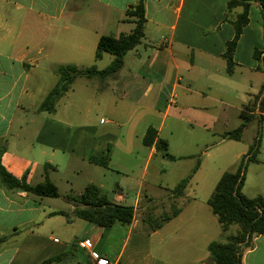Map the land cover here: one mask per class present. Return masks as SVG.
Instances as JSON below:
<instances>
[{"label":"crops","instance_id":"0c3cea01","mask_svg":"<svg viewBox=\"0 0 264 264\" xmlns=\"http://www.w3.org/2000/svg\"><path fill=\"white\" fill-rule=\"evenodd\" d=\"M228 1L145 0L144 37L124 56L122 68L105 79L76 78L54 111L46 113L40 112L39 106L54 85L36 100L43 88L33 80L38 79L37 67L88 68L101 36L118 37L132 30L126 11L137 0H0L1 165L15 177L27 173L29 183L35 176L33 169H42L45 176L49 171L66 169L68 162L89 163L90 155L108 158V168H102L106 172H125L128 167L124 160L113 161L121 147L124 158L133 155V146L147 149L142 158L143 171L156 156L164 163L181 161L184 157L179 155H171L174 160L163 157L156 151L155 141L150 147L142 144L149 128L161 139L169 114L173 126L169 138L198 136L207 140L211 133L212 138L217 135L226 140L223 135L231 126L240 125L243 106L251 104L264 85V75L253 57L254 49L262 45L264 21L260 4L253 0H248V24L237 42L235 66L229 75L238 80L224 76L226 61L222 55L234 36L231 21L241 12L238 7L228 13ZM34 107L39 111L40 127L33 143L22 149L29 150L34 157L31 161L25 154L23 159L12 151L8 136L15 113ZM93 111L109 113L113 119L102 124L101 118L96 123L91 117ZM23 118L19 115L20 129L26 122ZM106 123L110 126H103ZM178 128L185 134L178 133ZM45 164L49 167L44 168ZM255 164L262 162L258 159ZM155 169L157 173L164 171L161 166ZM190 170L169 189L170 209L175 206L178 214L153 230L144 221V213L157 201L140 193L131 206L134 216L129 225L101 228L79 219L67 223L62 216H50L61 210H45L42 198L7 190L0 183V264H41L62 254L66 256L54 264H90L88 251L77 246L83 241H89L92 251L111 264H214L208 245L224 242L225 238L207 200L224 172L205 182L209 195L200 202L193 197L190 185L200 170L199 163ZM189 176L183 195L174 200L172 190ZM88 184L94 185L92 180ZM95 186L101 191L103 184ZM117 189L111 201L121 204L125 193L120 185ZM242 193L248 198H264L262 192L250 196ZM68 203L70 213L74 207ZM53 217L60 218L59 228L64 232L61 239L33 229L40 218L49 221ZM72 226L79 228L78 234ZM236 230L237 226H231L226 234ZM78 252L79 257L69 262L68 258ZM241 264H264V236L254 237L250 247L242 249Z\"/></svg>","mask_w":264,"mask_h":264},{"label":"trees","instance_id":"16d2710c","mask_svg":"<svg viewBox=\"0 0 264 264\" xmlns=\"http://www.w3.org/2000/svg\"><path fill=\"white\" fill-rule=\"evenodd\" d=\"M260 4L264 12V0H253ZM145 0H137L136 4L126 11V19L133 23L132 30L127 34H120L118 37L103 35L98 39L95 59L100 60L104 53L113 57L112 62L102 70L95 66L80 69L74 65H59L54 73L57 82L48 92L40 103L39 111L52 113L58 100L71 88L78 77L105 79L113 77L123 65L124 56L132 51L141 43L144 37L145 19ZM241 8V12L231 21L234 30L233 38L227 42L226 50L222 57L226 61V72L228 75L233 73V55L237 42L242 34L243 28L248 24V11L250 2L248 0H229L227 2V12ZM260 53L254 50V59H259ZM257 112V114H255ZM240 117V125L232 131L226 132L223 137L228 140L239 141L246 126L253 120L262 122L264 120V85L260 92L254 96L251 104L244 105ZM157 133L149 128L143 139L142 144L146 147L152 146L155 141V148L163 157L168 160L175 158L167 153V142L157 139ZM259 140H255L249 147L248 152L243 155L233 172H224L212 194L207 200L212 213L217 217L220 224L224 242H211L208 251L214 264H241V251L251 245L252 239L256 236H264V198L256 196L246 197L242 192L244 184L245 170L248 163H256L259 154ZM88 162L108 168V158L90 155ZM49 167L48 164L44 168ZM191 176L182 180L172 190L171 197L175 200L183 195ZM0 183L10 191L22 192L37 198H59L60 193L57 186L48 179L45 174L44 181L37 184L27 182V173L21 177L10 174L0 163ZM119 191L118 189L115 190ZM73 203V210L68 213L58 211L50 213V216H62L67 223L74 219H79L101 228H111L114 225H129L134 216V208L121 205L109 200L98 187L88 184L81 193L68 200ZM154 208H149L144 213V221L151 230L160 228L165 222L175 217L179 210L173 206L170 213H163L154 216ZM231 226H237L234 233L226 234ZM66 255H58L43 261L41 264H54L60 262Z\"/></svg>","mask_w":264,"mask_h":264},{"label":"rangeland","instance_id":"374dc122","mask_svg":"<svg viewBox=\"0 0 264 264\" xmlns=\"http://www.w3.org/2000/svg\"><path fill=\"white\" fill-rule=\"evenodd\" d=\"M262 18L264 21L263 11ZM262 29V45L260 48L254 49L260 53V56L259 59L254 60L258 64L257 67L259 72L264 75L263 22ZM112 58L113 57L109 54L105 55L103 59L99 61H95V59L92 58L91 62L87 65L88 67L95 66L98 69L105 68L110 64ZM56 67L57 66L54 65L49 66L44 64H40L37 67L39 74L38 79L34 78L33 80L37 81L43 86L41 92L38 94L36 99L37 101L43 97L44 93L49 88L56 84L57 76L53 72ZM224 76L228 80H238L237 76L229 77L226 71L224 72ZM64 101H66V99H64ZM71 101L72 96L70 97V102ZM61 103H63V101H61ZM15 114L16 118L12 124V129L10 130V134L8 136V138L12 141V151L23 159L25 158V154L27 158H30L31 161H34V157H30L29 150L26 152L22 149L30 146L34 141L35 134L38 131L41 123L40 115H38L39 111L36 107H34L26 111L20 109ZM21 114L24 116L23 120L26 121L23 129H20L19 127V115ZM91 117L96 123H100L99 120L103 118L102 124L104 121H108V119H113L111 118V114L103 111H98L97 113L93 111ZM103 126H110V124L106 123ZM231 127L232 128H230L228 131H232L236 128V126ZM171 130H173L172 115L169 114L165 118L164 127L160 132V137L162 140H165L167 144L169 143V147H167V153L169 155H179L184 157V159L181 161L164 163L166 161H161L160 157L156 156L149 162L148 168L143 171L142 158L146 154L147 149H143L141 146H133L134 153L128 158L121 156V149L123 147H121L117 151L118 153L114 155L113 161L118 159H121V161L124 160L125 165L128 167L125 172H106L104 169H102V167H94L89 163L68 162L66 169L48 172V179L57 186L60 197L56 199L42 198L43 200L41 202L43 203L44 209H49L50 211L61 210L69 212L71 205L68 203V200L77 197L78 193L82 191L85 185H87L89 181L92 180L94 185H99L100 183L103 184L101 187L102 194H104L109 200L113 201L115 190L117 189L118 185H120L125 193L124 201L120 202L122 205L133 206L135 204L136 196L140 193L141 197L143 198H145V196H149L157 201V203L154 204L155 208L152 207L154 208V216H159L163 213H170L171 204L169 201V189L176 185V181L178 177L182 175V173L183 175L190 173V169H193L195 165L199 163L200 170L197 175H193L194 179L190 181V185L192 186L191 192L193 197L197 201L202 202L206 199L207 195H209L208 188L204 187L205 182L208 183L210 180L215 179L223 172H233L241 159L240 155L246 154L249 150V147L256 139L260 142V155L258 154L257 158L260 159L262 164H247L242 192L249 196L255 195L259 192L264 193V120L262 122H259L258 120L251 121L244 130L239 141L227 139L221 140V138L217 135L212 138L211 133L208 135L209 139L207 140H205L204 137L198 136L183 139L178 137L169 138L168 133ZM177 132L185 134V131L181 128H178ZM37 159L41 158L37 157ZM156 166H161L164 171L157 173L155 169ZM32 171L34 172L35 176L30 180L29 183L36 184L44 181L42 169H33ZM105 174L106 176L104 177ZM137 180L142 182L141 186H138ZM30 197L37 199V197L34 196ZM137 210L139 211V208ZM59 220L60 218L58 217H53L49 221L45 220L44 218H40L37 224H34L33 229L39 230L43 233H52L53 238L61 239L64 236V232L63 229L59 228ZM71 230H74V233L76 234L79 232V228L75 226H72ZM69 241L73 242L74 239L72 238V240ZM79 255L80 253L78 252L75 257H69V262H74L75 259L79 257Z\"/></svg>","mask_w":264,"mask_h":264},{"label":"built area","instance_id":"2783aa9c","mask_svg":"<svg viewBox=\"0 0 264 264\" xmlns=\"http://www.w3.org/2000/svg\"><path fill=\"white\" fill-rule=\"evenodd\" d=\"M77 246L82 250L88 251L90 264H111L107 258L92 251V244L89 241L79 242Z\"/></svg>","mask_w":264,"mask_h":264}]
</instances>
